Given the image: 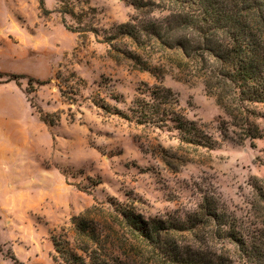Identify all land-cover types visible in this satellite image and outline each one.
<instances>
[{"label": "rangeland", "instance_id": "rangeland-1", "mask_svg": "<svg viewBox=\"0 0 264 264\" xmlns=\"http://www.w3.org/2000/svg\"><path fill=\"white\" fill-rule=\"evenodd\" d=\"M40 1L0 0V264H65L53 237L88 259L74 224L81 216L97 222L101 242L91 249L102 259L167 264L122 222L121 211L185 219L205 195L218 197L243 235L264 238L257 188L264 187V104L253 105L249 120L246 113L234 120L195 69L176 66L157 46L137 51L163 75L123 53L136 49L128 38L112 49L105 30L138 14L125 0H89L99 35L67 29L58 0H45L47 12ZM15 74L23 77L10 80ZM160 84L212 148L182 139L170 120H136L134 99H149ZM197 233L171 236L221 255L222 264H253L230 240L213 238L211 226Z\"/></svg>", "mask_w": 264, "mask_h": 264}, {"label": "trees", "instance_id": "trees-1", "mask_svg": "<svg viewBox=\"0 0 264 264\" xmlns=\"http://www.w3.org/2000/svg\"><path fill=\"white\" fill-rule=\"evenodd\" d=\"M125 1L138 14L125 23L105 30V41L112 49L120 50L117 44L128 38L136 49L127 47L123 53L135 60L141 68L163 75L158 73L162 70L160 67L137 51V48L157 46L176 66L195 69L203 78L208 93L216 98L217 103L234 120L239 114L245 113L249 120L250 115L254 114L253 105L264 104V0ZM40 3L47 12L45 0ZM58 3L56 10L62 15V22L67 29L82 34H100L93 22L97 9L89 0H58ZM68 17L77 21L79 29L72 27ZM22 77L15 74L10 76V80L19 81ZM29 80L31 85L34 79ZM44 82L37 81L39 84ZM148 94L149 99L137 97L133 101V112L138 122L159 123L170 120L174 128L179 130L182 139L211 148L214 146L213 142L206 141V137L200 135L194 121L176 109L179 100L171 88L160 84L150 89ZM100 106L105 108L104 105ZM42 118L48 121L45 115ZM257 188L264 202V187ZM219 206L217 196L205 195L198 211L187 215L185 219L145 220L125 209L121 211L124 218L122 222L148 246L160 249L167 264H222L225 260L221 255L210 257L198 253L183 246L180 239L171 236H197L198 230L206 225L211 226L213 238L230 240L246 260L253 264H264V238L243 235ZM74 224L79 249L88 259L74 251L68 241L53 237L55 251L62 261L65 264H111L91 249L92 243L99 245L101 242L96 220L81 216L74 218ZM14 259L15 264H22Z\"/></svg>", "mask_w": 264, "mask_h": 264}]
</instances>
